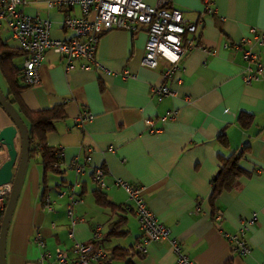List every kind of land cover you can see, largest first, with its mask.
<instances>
[{"label": "crops", "instance_id": "crops-1", "mask_svg": "<svg viewBox=\"0 0 264 264\" xmlns=\"http://www.w3.org/2000/svg\"><path fill=\"white\" fill-rule=\"evenodd\" d=\"M62 1L26 0L21 8L33 18L49 19V35L64 39L72 34L63 25L64 17L81 11L80 5ZM171 4L197 23L200 46L184 53L180 69L168 81L173 92L159 100L150 88L163 82L166 61L160 58L154 68L141 63L144 25L134 32L114 28L100 35L96 56L104 68L80 67L82 60L76 59L66 71L57 53L45 52L38 83L24 88L21 98L32 110L63 105L64 116L46 137L47 144L62 150L61 172L48 171L45 188L41 152L29 154L7 231L6 264H61L56 247L69 249L75 239L88 240L96 224L101 225L105 260L111 264H174L169 237L150 241L143 253L135 249L142 231L133 202L115 184L117 179L142 186L146 206L195 264H256L264 259V73L249 83L242 77L244 48L250 46L264 66V43L241 40L250 35L251 26L264 32V0H212L214 12L204 11V0ZM0 33L18 48L6 20ZM13 62L22 68L23 53ZM125 70L132 75L122 76ZM0 88L7 95L1 70ZM85 111L92 117L77 125L75 115ZM241 113L248 116L246 127L238 120ZM148 117L158 131L149 130ZM0 128L12 133L19 151V131L1 105ZM233 153H241L239 165L246 173L211 201L221 158ZM5 157L6 146L0 143V165ZM74 160L83 166L81 171L74 170ZM98 166L105 170L103 184L92 178ZM71 185L81 198L72 207L73 225L66 213ZM97 188L115 207L96 202ZM114 221L119 223L112 232ZM236 232L250 248L246 255L232 246L229 235ZM125 248L130 253L121 255Z\"/></svg>", "mask_w": 264, "mask_h": 264}, {"label": "built area", "instance_id": "built-area-1", "mask_svg": "<svg viewBox=\"0 0 264 264\" xmlns=\"http://www.w3.org/2000/svg\"><path fill=\"white\" fill-rule=\"evenodd\" d=\"M63 4L80 5L79 15H66L63 25L72 31L68 38H52L49 35L51 22L47 18H33L21 8L26 0H0V26L6 20L11 35L17 40L18 47L23 53L22 80L27 85H34L39 81V64L44 58L47 50H52L64 60L65 70L74 67V61L81 59L80 67L104 68L97 58V44L100 35L110 29H126L136 31L141 25L146 27L147 38L144 44L141 63L154 68L161 58L166 61L163 70V82L154 84L150 90L156 99L171 94L173 89L168 84L173 73L180 69V60L184 53L193 47H199L195 35L197 23L183 15L182 11L172 6V0H64ZM212 0H204V11L214 12L211 5ZM250 35L243 37L242 42L249 43L256 39L264 43V32L256 27L249 28ZM244 65L243 81L251 82L258 79L264 73V66L259 60L258 54L250 46L243 50ZM129 71H122V76H130ZM92 114L88 111L79 112L74 117L77 125L83 126ZM145 123L150 131H158L151 118H145ZM90 160V155L86 156ZM74 170L81 171L83 166L73 161ZM105 170L98 166L92 169V178L103 184ZM115 184L123 186L131 201L133 211L136 214L142 231L140 240L134 245L139 253H143L146 245L152 241L169 237L171 248L175 254L174 264H195L187 254L182 251L179 240L170 236L169 228L153 213L145 204L141 195L142 186L117 179ZM11 189V183L0 185V210H3L2 197L7 195ZM81 198L76 194L75 186L71 185L69 190V203L66 213L70 224L73 225L76 217L73 215L72 207ZM47 207L49 198L45 197ZM221 213L217 211L215 218L220 219ZM254 217L245 219L241 229L246 223L252 222ZM69 234L72 235V229ZM102 236L101 225L96 224L88 240L75 239L73 245L68 248L56 247V260L61 264H111L105 260V249L97 241ZM233 248L240 255L249 252V246L241 233L229 235ZM41 243V241L39 240ZM43 256L46 253L42 254ZM256 264H264V259Z\"/></svg>", "mask_w": 264, "mask_h": 264}, {"label": "trees", "instance_id": "trees-1", "mask_svg": "<svg viewBox=\"0 0 264 264\" xmlns=\"http://www.w3.org/2000/svg\"><path fill=\"white\" fill-rule=\"evenodd\" d=\"M19 53H22V50L19 47L15 49L9 46L8 43L4 41L0 33V70L8 86L6 97L28 129L29 154H33L37 151L41 152V163L44 169L43 184L46 188V173L48 171L61 172L59 169V160L61 159L62 150L60 147L47 144L46 137L48 132L54 129V122L64 116L63 105L59 104L49 108H40L36 110L29 109L25 105L21 98V92L28 85L22 80V68H18L13 62V57ZM247 117L248 116L244 113H241L238 117L240 124L244 127L248 124L246 120ZM220 139L223 143L226 141L223 136H220ZM240 156L241 153H233L229 157L221 158V166L212 178L211 201L216 199L221 191L230 189L235 178L239 177L243 173H246V171L239 165ZM94 195L98 204L115 207L113 206V203L108 200L106 194L101 189H95ZM6 200L7 195L5 196L4 207ZM3 211L4 208L1 210L2 214ZM2 214L0 215V222ZM119 221L112 222V232H115L116 228L114 226L117 225ZM101 240L102 239H99L97 243L102 244ZM125 250L126 251L123 249L121 255L130 253L129 249L125 248ZM127 264L131 263L128 261Z\"/></svg>", "mask_w": 264, "mask_h": 264}, {"label": "water", "instance_id": "water-1", "mask_svg": "<svg viewBox=\"0 0 264 264\" xmlns=\"http://www.w3.org/2000/svg\"><path fill=\"white\" fill-rule=\"evenodd\" d=\"M0 105L10 116L20 135V149L17 151L13 143L12 133L7 129L0 128V143H3L6 146V157L0 165V185L6 182L11 183V189L7 194V200L0 223V264H6L7 231L28 164L29 135L25 123L9 102L1 88ZM26 264L38 263L27 262Z\"/></svg>", "mask_w": 264, "mask_h": 264}, {"label": "rangeland", "instance_id": "rangeland-1", "mask_svg": "<svg viewBox=\"0 0 264 264\" xmlns=\"http://www.w3.org/2000/svg\"><path fill=\"white\" fill-rule=\"evenodd\" d=\"M11 42H13V40H11ZM105 243H107V242H105ZM106 245H109V242Z\"/></svg>", "mask_w": 264, "mask_h": 264}]
</instances>
